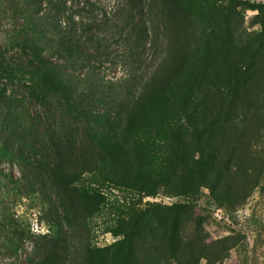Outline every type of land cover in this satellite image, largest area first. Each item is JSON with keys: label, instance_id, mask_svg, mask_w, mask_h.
I'll list each match as a JSON object with an SVG mask.
<instances>
[{"label": "rangeland", "instance_id": "1", "mask_svg": "<svg viewBox=\"0 0 264 264\" xmlns=\"http://www.w3.org/2000/svg\"><path fill=\"white\" fill-rule=\"evenodd\" d=\"M61 2L88 24L103 20L99 30L88 33L100 35L102 45H84L90 61L76 66L71 60L68 70L76 86L98 98L117 96L131 109L172 41L192 29L202 37L179 83L162 95L151 89L142 96L141 121L129 134L139 144L134 155L140 171L155 179L160 174L158 187L141 191L87 174L82 189L88 194L78 201L84 222L79 224L73 212L64 220L68 247L63 264H264V0ZM22 8L34 16L56 11L51 0H0V48L21 30ZM110 18L119 26L104 23ZM143 27L148 36L139 41ZM253 77L263 79L261 86L248 84ZM249 96L263 105L257 115L249 107ZM96 107L113 109L109 102ZM58 112L57 103L42 102L29 84L5 79L0 71V151L16 149L19 134L34 149L36 143L43 144L47 120ZM214 116L218 124L203 123ZM229 116L235 126L227 124ZM178 121L186 125L179 140L182 160L190 157L207 168V178L198 173L190 194L179 190L191 185L173 176L180 162L172 149ZM33 148H27L28 155L35 156ZM23 171L20 162L0 159V180L11 190L4 205L36 235H58L55 216L47 220L43 213L48 206L41 193L16 196L5 178L11 174L19 179ZM58 214L64 219L62 208ZM132 227L139 232L132 256L109 250ZM31 250L29 242L18 254L0 250V264H31ZM97 250L96 261L88 262L89 252Z\"/></svg>", "mask_w": 264, "mask_h": 264}, {"label": "trees", "instance_id": "2", "mask_svg": "<svg viewBox=\"0 0 264 264\" xmlns=\"http://www.w3.org/2000/svg\"><path fill=\"white\" fill-rule=\"evenodd\" d=\"M51 3L56 6L55 14L36 13L34 16L22 8L24 24L21 30L9 36L0 48L2 76L11 81L19 80L25 85L29 84L42 102L49 99L50 104L54 101L59 107V112L55 113L53 119L47 120L43 144L36 143L37 148L34 149V145H29L27 140L22 139L23 135L19 134L21 141L16 149L6 147L0 151V159L16 160L24 168L19 179L14 180L11 174H5L6 180L11 181L16 196L21 195L23 198L40 192L42 202L48 206L43 210L46 219L55 216L54 221L60 227L56 236L36 235L31 226L24 224L21 217L4 205L3 199L6 194L10 197L11 190L0 180V250L6 254H18L29 242L32 248L31 264H63L61 257L68 247L67 240L63 238L64 220H68V213L73 212L79 224L84 222L83 208L78 201L88 194V191L82 189L87 174L97 175L105 180L121 181L123 185L141 191H151L158 187L160 174L155 179L152 174L140 171L143 168L134 155L139 144L129 134L141 121V110L139 112L138 108L143 102L142 96L147 91H152L151 89L162 95L166 89L179 83L188 74L189 56L198 49L196 43L202 38L192 29L187 30V34L180 40H173L163 62L149 77L143 90L136 95V105L131 109L117 96L98 98L89 89H80L68 70L72 59L77 61V64L73 63L76 66L90 61L84 46L87 42L102 45L100 35L88 33H92V29L99 30L103 20H94V23L88 24L83 16L77 17L75 11L68 13L65 2L51 0ZM64 16L67 21L63 20ZM110 22L119 26L111 18L104 21L105 24ZM130 23L128 18L127 25ZM142 33L139 41H144L148 36L144 27ZM262 81L263 79L253 77L248 84L261 86ZM249 99L252 114L257 115L263 105L255 96H249ZM100 102H109L113 109H98L96 104ZM218 121L217 116L203 118L206 125L218 124ZM227 124L235 126V120L229 116ZM184 126L186 127L184 123L179 124L178 121L174 127L176 138L172 139L175 143L172 149L180 162L175 163L173 176L184 178V186L191 185L189 190L184 189L185 192L179 190L183 194H190L196 190L197 174L200 173L204 179L208 175L205 165L194 162L190 157L182 160L186 158L179 140L183 138ZM27 148H33L35 156L28 155ZM61 208L62 214L63 211L65 213L64 219L58 214ZM134 220L137 218L134 217ZM125 233V237L109 250L115 249L116 255L118 251V254L130 257L139 232H134L132 227ZM99 252L101 250L90 251L87 261L95 262Z\"/></svg>", "mask_w": 264, "mask_h": 264}]
</instances>
